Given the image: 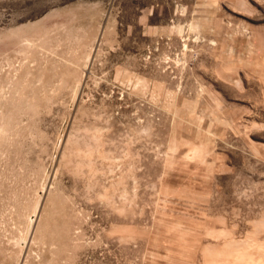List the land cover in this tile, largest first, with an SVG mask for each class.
<instances>
[{"label":"rangeland","instance_id":"obj_1","mask_svg":"<svg viewBox=\"0 0 264 264\" xmlns=\"http://www.w3.org/2000/svg\"><path fill=\"white\" fill-rule=\"evenodd\" d=\"M0 264H264V0H0Z\"/></svg>","mask_w":264,"mask_h":264}]
</instances>
